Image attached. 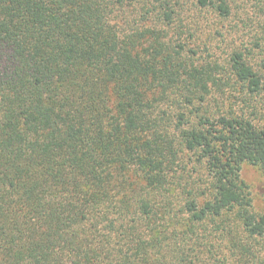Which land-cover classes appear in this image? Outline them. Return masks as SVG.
I'll return each instance as SVG.
<instances>
[{"label": "trees", "instance_id": "obj_1", "mask_svg": "<svg viewBox=\"0 0 264 264\" xmlns=\"http://www.w3.org/2000/svg\"><path fill=\"white\" fill-rule=\"evenodd\" d=\"M262 110L264 0H0V264H264Z\"/></svg>", "mask_w": 264, "mask_h": 264}, {"label": "rangeland", "instance_id": "obj_2", "mask_svg": "<svg viewBox=\"0 0 264 264\" xmlns=\"http://www.w3.org/2000/svg\"><path fill=\"white\" fill-rule=\"evenodd\" d=\"M218 38L220 39V37ZM260 102L262 101L260 100ZM259 106H261V104H259ZM256 117V124L258 126H264V111L262 110ZM241 178L248 186L252 199V210L257 214H264V175L258 167L245 163L242 167ZM205 197H202V199H205ZM226 217L234 218V215H230L229 213ZM213 233L216 236H220L215 231Z\"/></svg>", "mask_w": 264, "mask_h": 264}]
</instances>
